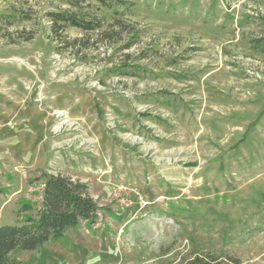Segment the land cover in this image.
Segmentation results:
<instances>
[{
  "label": "rangeland",
  "instance_id": "1",
  "mask_svg": "<svg viewBox=\"0 0 264 264\" xmlns=\"http://www.w3.org/2000/svg\"><path fill=\"white\" fill-rule=\"evenodd\" d=\"M48 174L98 218L21 264H264V0H0V227Z\"/></svg>",
  "mask_w": 264,
  "mask_h": 264
},
{
  "label": "trees",
  "instance_id": "2",
  "mask_svg": "<svg viewBox=\"0 0 264 264\" xmlns=\"http://www.w3.org/2000/svg\"><path fill=\"white\" fill-rule=\"evenodd\" d=\"M54 20L69 21L73 26L94 29L73 17L54 15ZM42 208L36 217H29L23 224L0 227V264H21L11 253L16 249L35 250L40 245L65 236L68 229L82 221L94 223L99 205L89 192V186L65 175L48 174L45 178ZM31 204H25L29 210ZM191 264H223L219 258H197Z\"/></svg>",
  "mask_w": 264,
  "mask_h": 264
},
{
  "label": "bare ground",
  "instance_id": "3",
  "mask_svg": "<svg viewBox=\"0 0 264 264\" xmlns=\"http://www.w3.org/2000/svg\"><path fill=\"white\" fill-rule=\"evenodd\" d=\"M58 114L59 115H63V114H66V112H64V111H58ZM65 119V118H64ZM66 121H68L67 119H66Z\"/></svg>",
  "mask_w": 264,
  "mask_h": 264
}]
</instances>
